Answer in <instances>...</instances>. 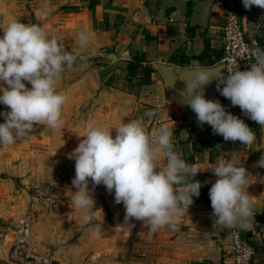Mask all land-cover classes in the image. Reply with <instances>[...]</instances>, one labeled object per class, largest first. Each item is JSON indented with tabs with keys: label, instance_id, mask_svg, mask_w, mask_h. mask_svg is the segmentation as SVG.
<instances>
[{
	"label": "crops",
	"instance_id": "1",
	"mask_svg": "<svg viewBox=\"0 0 264 264\" xmlns=\"http://www.w3.org/2000/svg\"><path fill=\"white\" fill-rule=\"evenodd\" d=\"M28 5V23L38 24L58 38L69 53H79L56 84V90L67 97L63 122L81 105L86 108L87 120L100 127L140 120L151 136L161 124H167L173 129L174 150L189 164L204 168L221 159L239 157L249 174L245 190L253 211L248 219L250 229L216 227L208 192L217 177L204 170L194 177L202 183L200 195L193 197L194 203L178 217L177 228H160L149 236L142 222L131 221L133 227L124 222L123 204L114 203L113 195L99 185L92 195L103 205L101 222L95 218L85 224V242L68 244L61 258H47L49 264H77V259L80 264H232L234 235L252 246L249 264H264V168L256 166L264 155V128L258 125L251 146L225 142L209 125L198 126L195 113L166 92L153 68L156 62L178 68L211 66L200 65L195 56L204 46L220 50L218 37L227 12L233 13L245 35L264 49V9H245L242 0H29ZM82 31L92 34L84 49L78 39ZM211 99L219 100L233 115L245 117L215 86ZM146 111L156 115L149 119L144 116ZM111 132L114 138L115 128ZM160 162L162 165V156ZM54 187L53 197L48 199L53 207L49 215L57 222L69 223L71 234H78L82 215L70 211L71 200L65 198L72 197L75 189L67 179ZM7 214L0 213V264H24L10 254L12 234L6 225Z\"/></svg>",
	"mask_w": 264,
	"mask_h": 264
},
{
	"label": "clouds",
	"instance_id": "2",
	"mask_svg": "<svg viewBox=\"0 0 264 264\" xmlns=\"http://www.w3.org/2000/svg\"><path fill=\"white\" fill-rule=\"evenodd\" d=\"M242 3L248 10L252 6L264 9V0ZM0 30V104L7 109L0 111L4 120L0 123V147H7L31 134L36 126L55 129L63 124L62 107L67 97L56 90V84L65 68L74 65L79 53L66 51L58 38L38 24L14 19ZM91 35L87 31L79 34L82 49L89 44ZM252 57L255 63L249 69L242 71L233 61L226 75L223 70L209 75L205 69H194L191 78L183 79L185 87L180 93L182 103L195 113L198 126L207 124L225 142L245 146L256 141L253 129L226 111L219 100L206 99L204 89L215 80L220 95L264 128V49L257 47ZM25 82L31 87H26ZM155 115L154 111L144 113L149 119ZM112 128L116 132L114 138ZM78 137L82 139L67 157L74 160L72 206L83 213L84 224L95 219L92 192L103 185L113 195L114 203L123 204L126 224L133 227L131 221L142 222L149 236L164 227L175 230L178 217L194 203L193 197L200 195L202 183L194 177L198 172L211 170L217 177L208 192L213 224L220 229L252 227L248 222L253 216L252 202L245 190L250 184L249 174L239 157L221 159L204 168L189 164L174 150L172 128L161 124L150 136L140 120L121 121L110 127L87 121ZM256 166L264 168V155Z\"/></svg>",
	"mask_w": 264,
	"mask_h": 264
},
{
	"label": "rangeland",
	"instance_id": "3",
	"mask_svg": "<svg viewBox=\"0 0 264 264\" xmlns=\"http://www.w3.org/2000/svg\"><path fill=\"white\" fill-rule=\"evenodd\" d=\"M28 3L29 0H0V28L14 19L28 23ZM0 35H3L2 30ZM25 84L26 87L30 85L27 82ZM6 110V106L0 104V111ZM74 113L78 114L74 116ZM72 114L73 117L66 118V121L57 127L56 132L47 126L39 125L31 134L17 140L12 146L0 147V213L8 211V219L28 216L31 219L28 242L35 254L45 258H61L65 246L73 241L77 242V245L85 242V224L82 222V216L77 225L78 234L74 235L68 228L69 223L57 222L49 215L53 207L49 205L48 199L52 198L51 193L55 192L52 180L56 185L63 179L71 183L74 161L65 153L77 146L82 139L78 136L82 135L88 121L86 108L81 105L73 110ZM2 120L3 117H0V123L4 122H1ZM65 198L71 200V197ZM94 200L92 214L101 222L104 208L99 200ZM70 209L76 215H83L73 208L72 201ZM84 252L82 250V253ZM76 262L80 264L81 260L77 259Z\"/></svg>",
	"mask_w": 264,
	"mask_h": 264
},
{
	"label": "built area",
	"instance_id": "4",
	"mask_svg": "<svg viewBox=\"0 0 264 264\" xmlns=\"http://www.w3.org/2000/svg\"><path fill=\"white\" fill-rule=\"evenodd\" d=\"M224 18V24L218 37L221 51V58L218 62L223 63L222 74L226 75L227 69L233 66V61H237L240 70L249 69L250 64L255 63L252 53L259 45L254 39H250L245 35L233 13L227 12ZM6 225L12 234L10 254L14 258L20 259L24 264L33 262L49 264L47 258L35 254L28 242L31 232V219L28 216L22 215L15 219L9 218ZM230 249L233 258L232 264H249L254 254L252 246L236 235L232 238Z\"/></svg>",
	"mask_w": 264,
	"mask_h": 264
},
{
	"label": "water",
	"instance_id": "5",
	"mask_svg": "<svg viewBox=\"0 0 264 264\" xmlns=\"http://www.w3.org/2000/svg\"><path fill=\"white\" fill-rule=\"evenodd\" d=\"M153 68L159 74L166 92L177 100L180 105L186 106L182 103V99L180 97V93L185 87V81L183 79L191 78L194 75V69H205L209 75H211L217 70H222L223 63L218 62L214 65L206 67L178 68L173 65L156 62L153 64ZM215 84L216 81L213 80L211 83L206 85L204 89L206 99H211ZM51 264H53V262H51Z\"/></svg>",
	"mask_w": 264,
	"mask_h": 264
},
{
	"label": "trees",
	"instance_id": "6",
	"mask_svg": "<svg viewBox=\"0 0 264 264\" xmlns=\"http://www.w3.org/2000/svg\"><path fill=\"white\" fill-rule=\"evenodd\" d=\"M221 58V51L204 46L202 51L195 56V60L200 63V65H212L213 63L219 61ZM147 70H151L150 67H144ZM237 116V115H236ZM244 122L255 132L258 133L259 126L256 122L248 119L247 117H240Z\"/></svg>",
	"mask_w": 264,
	"mask_h": 264
}]
</instances>
